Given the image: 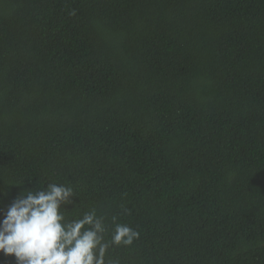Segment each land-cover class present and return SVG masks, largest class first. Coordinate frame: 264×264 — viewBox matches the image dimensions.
<instances>
[{
	"label": "trees",
	"instance_id": "1",
	"mask_svg": "<svg viewBox=\"0 0 264 264\" xmlns=\"http://www.w3.org/2000/svg\"><path fill=\"white\" fill-rule=\"evenodd\" d=\"M50 182L120 264H264V0H0V209Z\"/></svg>",
	"mask_w": 264,
	"mask_h": 264
},
{
	"label": "clouds",
	"instance_id": "2",
	"mask_svg": "<svg viewBox=\"0 0 264 264\" xmlns=\"http://www.w3.org/2000/svg\"><path fill=\"white\" fill-rule=\"evenodd\" d=\"M75 197L73 186L56 182L21 191L0 209V251L14 254L16 264H120L109 250L132 246L140 232L115 215L109 232L106 217L95 208L69 219L65 213ZM122 212L131 214L123 206Z\"/></svg>",
	"mask_w": 264,
	"mask_h": 264
}]
</instances>
